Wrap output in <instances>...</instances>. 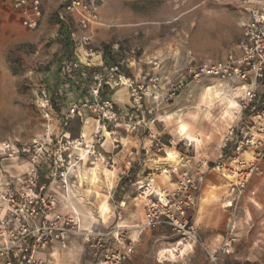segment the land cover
<instances>
[{
    "label": "rangeland",
    "instance_id": "374dc122",
    "mask_svg": "<svg viewBox=\"0 0 264 264\" xmlns=\"http://www.w3.org/2000/svg\"><path fill=\"white\" fill-rule=\"evenodd\" d=\"M253 1L101 0L100 25L89 46L95 53L101 52L102 63L85 71V77L78 78L77 72H66L69 62L79 61L78 56L90 60L97 53L88 57L81 56L80 52H76L77 56L73 50L70 54L61 53L60 36L57 39L60 32H56L53 22L44 29L46 39L30 41L33 39L27 31L36 28L21 25L12 9L0 0V142L10 140L18 144L38 139L42 144L38 151L41 180L53 175L62 187L61 171L69 178L68 192L63 188L68 203L58 200L57 209L61 205L64 211L69 209L70 214H75L76 223L70 226L68 235L80 240L81 247L71 257L57 253L53 264H100L105 249L116 244L113 233L124 229L116 225L120 216L116 209L122 207L119 201L125 191L137 197L131 214L140 206L144 210L138 185L144 184L149 176L131 186L128 180L116 182L112 168L86 155V145L93 142L96 131L101 140L95 145L102 155L111 153L114 136L121 141L117 130L125 137L120 149L133 144L136 156L150 154L158 166L152 169V183L156 187H173L171 183L182 168L180 154L203 156L207 150L217 147L235 120L239 90L217 78L194 80L188 68L199 62L222 59L231 50ZM108 44L111 54L119 61L120 71L132 77L137 93L142 95L138 110L133 107V94H137L125 86L101 87L96 99L93 95V74L106 73L111 62L109 54L105 53L103 58L102 49ZM67 79H76L81 86L62 85ZM207 87H211L209 98L204 95ZM43 91L50 99V107L46 109L41 104ZM217 91L221 97L215 95ZM81 96L83 99L76 100ZM100 100L111 101L117 114H137L132 134H127L129 130L125 129L123 118L114 125L99 117L103 110L94 106ZM72 107L74 113L66 117ZM45 111L49 112V119ZM180 124L185 125L184 130ZM174 127L179 133L171 137L168 130ZM63 147V164L58 167L53 163L60 159L58 153ZM27 160V154L16 160L0 158V168L5 169L0 174V185L7 180V188L20 186L14 178L21 179L25 174ZM93 167H97L94 183L87 177ZM171 167L175 168L174 172L169 170ZM188 167L192 172L199 169L193 165ZM164 169L167 172H162ZM207 169L212 172L205 183L204 175L208 172L199 170L202 173L199 194L203 198L197 200L193 210L195 215L199 201L204 210L196 218L198 228L201 226L199 242L216 250L217 264L245 260L264 264V174L253 175L241 197L227 205L228 181L216 170ZM103 200L108 201L104 217L100 214ZM170 233L166 246L161 249H169L178 241L171 229ZM229 240L230 251L225 253L219 246ZM184 247H178L180 256L173 259H164L165 250L160 249L156 264H199L198 259L204 260L201 255L191 258ZM43 264L47 262L43 260Z\"/></svg>",
    "mask_w": 264,
    "mask_h": 264
},
{
    "label": "built area",
    "instance_id": "2783aa9c",
    "mask_svg": "<svg viewBox=\"0 0 264 264\" xmlns=\"http://www.w3.org/2000/svg\"><path fill=\"white\" fill-rule=\"evenodd\" d=\"M1 1L8 3L12 11L19 16L21 25L29 29L37 27L44 3L57 2L56 17L63 23L64 32H67L74 52L83 53L87 57L94 53L89 45L96 27L100 25L101 0ZM72 24L80 30V34H76L71 28ZM82 63L78 60L70 61L66 72H77L78 77H85V68L90 67L91 63L90 60ZM188 74L194 80L210 77L229 82L239 90L238 103L235 120L217 145L219 153L213 161H210L209 154L203 155L200 161H196L199 169L192 172L188 166H191L190 158L194 156L180 154V160H183L182 168L173 187L154 186L152 176H149L144 184L138 185L139 195L144 199L141 229L166 225L179 238L175 246L165 250L164 259L177 256L180 252L179 246L192 247L199 242L193 210L199 197L201 166L216 170L228 181L226 197L230 198L227 202L229 205L241 197L253 175L264 174V0L252 2L248 16L242 22L238 40L222 59L196 63L188 68ZM92 77L95 82V99L101 87L125 86L137 94H133V107L136 110L140 108L142 95L137 93L132 77L120 71L119 64L109 65L106 73L97 72ZM41 101L45 109L50 107V99L45 91ZM99 103L94 107L99 106L103 110L102 114H99L102 120L115 125L123 118L126 130L133 131L136 128L137 114H117L111 101L100 100ZM74 111V107L70 108L66 117ZM45 117L49 119L48 111H45ZM97 134L98 131L94 133L96 139L93 137V142L86 145V155L101 161L105 167L114 168V151L120 149L121 141L114 136L111 153L102 155L95 145L101 140V136ZM41 149L42 144L38 139L18 144L10 140L0 142L2 159L16 160L23 154L28 155L26 172L22 178L9 176V179L14 178L21 185L7 188V180L0 185V264H43L37 253L53 242L64 244L70 226L76 223L75 214L58 212L55 193L49 190L48 183L40 178L38 151ZM64 149L63 147L59 150L60 159L54 161L55 166L63 164L61 156ZM133 155V150L127 151L126 165L120 170V175L129 173ZM169 170L174 172L175 168L171 167ZM2 171L5 169L0 168V174ZM165 171L167 169L162 172ZM60 181L66 191L67 175L63 171ZM113 237L116 244L105 249L100 264H122L130 260L135 252V240L130 239L124 229L114 232ZM230 242L231 240L224 242L220 250L229 253ZM207 256L211 263L217 264L215 251H208Z\"/></svg>",
    "mask_w": 264,
    "mask_h": 264
},
{
    "label": "crops",
    "instance_id": "0c3cea01",
    "mask_svg": "<svg viewBox=\"0 0 264 264\" xmlns=\"http://www.w3.org/2000/svg\"><path fill=\"white\" fill-rule=\"evenodd\" d=\"M2 4L4 6H9L8 3L2 2ZM57 8H58V3L55 1H50V2L44 3L42 17L39 20V23H38L36 29L34 31H27L28 36H30V39H33L30 41L40 42L41 39H46L47 34L45 33L46 30H44V29H46V27L49 25L50 22H53L54 27H56V29H55L56 32L57 31L60 32V34L57 35V39L59 40L60 38H63L64 28H63V23L59 22V20L56 17ZM16 17L18 18V20L20 22V18L17 14H16ZM71 28L75 30L76 34L81 33L80 30L78 28H76V26L74 24H72ZM66 35H68V34H66ZM58 36H60V38H58ZM68 39H69V36H68ZM60 49H61V53H63L64 48L62 45L60 46ZM70 49L71 50H69V52H66V53L70 54L71 51L73 50V48H70ZM74 53L77 54L76 52H74ZM96 53H95L96 55H94L95 57H93L92 59L96 58L97 61L93 62L92 59H90L91 60L90 61L91 66L85 68V71L89 72L91 70V67L101 65V64H99V63H102L101 52L96 50ZM78 54H77V56H78ZM81 56H84L83 53L81 54ZM78 58H79V61L84 62L86 60L85 57H84V59H82L78 56ZM78 78H80V77H78ZM62 85L74 87V86H81V83H79L76 79H73V80L67 79L65 84H62ZM76 95L79 96L78 94H76ZM81 99H83V96L78 97V99H76V100H81ZM121 127L123 128V126H121ZM118 131L119 130H117V133L120 136L121 141L125 140V137H123V135H121V133H119ZM177 131L175 130V127L172 130L169 129L168 135H170L171 137H174L173 135H176L177 133H179ZM126 132H127V134L133 133L132 131H130V132L126 131ZM179 139H182V138H178V140ZM131 145H133V144H128L126 147L125 146L122 147V149H120L119 151H114L115 167L111 169V172L115 171L116 182H118V180L122 181V182L125 180H128L129 182H131L130 186H131V184L135 185V184L139 183L140 181L147 180L148 176H152V174H154V171H152V169H154V168L156 169V167H158L155 164V159L154 158L151 159L150 154H147V155H145V157L140 158L139 156H136V154L134 153L133 164H132L133 166L129 170L130 173L126 176H120V170H122L126 165V160H127L126 153H127V151L132 150V148H136L135 146L133 147ZM206 153L209 154V156L211 157V161H213L218 156L219 150L215 146V147H213L212 150H207ZM200 156L201 155H199V156L196 155V156H194V158H190V161H191L190 164L195 166V167L198 166L196 161L201 160L202 156L201 157ZM49 166H51V164ZM200 170H202L205 173L208 172V169L205 166H201ZM211 172L212 171H210L204 175V183L209 181V176L211 175ZM96 177H95V179H96ZM158 177H161V176L158 175ZM95 179L94 180L90 179V180L92 183H94L93 181H95ZM43 181H46L48 183V185H49L48 189L55 193L57 199L60 200L61 203L67 202V200L65 199V191H64L63 187H61V185L59 184V180L57 178H55L53 175H51L50 177H46V180H43ZM68 182H69V178H67V192L69 189ZM171 184H174V181H172ZM121 188H123V186ZM131 193H132L131 191H125L120 196L121 199L119 202L122 205V207L118 206V208L116 209V213L120 215V216L118 215L119 219L116 221L117 227L126 229V232H127V235L129 236V238L132 240H135V252H134L132 258L130 260L123 262L122 264H156L157 263V260H155L156 254L159 253L161 248H164L166 246L167 239L171 236L170 235L171 234L170 229L167 228L166 225L156 226L152 230L141 229L140 226H141V223L143 221L144 210H143V207L140 206L137 209H134V212L131 214V210L133 208L132 203H134L135 199L137 198V197H135V195H132ZM117 197H119V196H117ZM202 198L203 197L199 194L198 200L202 199ZM200 204L201 203H199V201H198V203H197L198 208L196 209L195 215L193 213V218H194V221L196 223V226H197L196 218L199 217V214L202 215V213L204 211V210H201ZM66 206L68 207V205H66ZM58 212H60L62 214H70L69 209L64 211V209L62 208L61 205L58 207ZM199 228L197 226L198 231H199ZM201 244L193 245L192 247L185 246L184 249H186V251H188L187 253L189 254V256L191 258L198 256V255L199 256L201 255L204 260L198 259L199 264H209L208 259H207V252L208 251H216V250H213L211 248V246L206 244L205 242H201ZM80 247H81V241L80 240L76 241L75 239H71V237L68 235L64 244H61L59 242H53L45 250L38 252L37 256L39 258H41L42 260H44L45 263L47 262V264H49V263L53 264V260H54L57 253H62V255L64 257H67V256L71 257V256L79 253ZM220 247H221V244H220L219 248ZM161 250H165V249H161ZM179 256H180V254L177 257H179ZM245 261H250V260H245Z\"/></svg>",
    "mask_w": 264,
    "mask_h": 264
},
{
    "label": "trees",
    "instance_id": "16d2710c",
    "mask_svg": "<svg viewBox=\"0 0 264 264\" xmlns=\"http://www.w3.org/2000/svg\"><path fill=\"white\" fill-rule=\"evenodd\" d=\"M62 29V28H61ZM63 38H61V42H62V46L64 48L63 53L65 54L66 52H68L70 50V48H72L70 40L68 39V35L67 32L63 33ZM103 52V58L105 57V53L109 54V58L111 59V62L109 63V65H114V64H119V61L115 58L114 54H111L112 50H111V45H105L102 49ZM91 69H95V68H91ZM229 264H255L253 262L250 261H244V262H230Z\"/></svg>",
    "mask_w": 264,
    "mask_h": 264
},
{
    "label": "bare ground",
    "instance_id": "6f19581e",
    "mask_svg": "<svg viewBox=\"0 0 264 264\" xmlns=\"http://www.w3.org/2000/svg\"><path fill=\"white\" fill-rule=\"evenodd\" d=\"M211 90V87H207L206 88V91H205V93H204V95L205 96H207L208 98L210 97V94H209V91ZM215 95H217L218 97H221V92L220 91H217L216 93H215ZM181 125V124H180ZM179 125V126H180ZM181 127V130H184L185 129V125H181L180 126ZM108 134V133H107ZM183 134V133H182ZM188 138H190L191 140L193 139V138H191L190 136L188 137ZM82 154H83V151H82ZM168 155H170V154H168ZM170 157V156H169ZM179 162V161H178ZM96 170H97V167H93V168H90V175L89 176H87V177H89L91 180H94L95 179V177L97 176V172H96ZM165 172H167V171H165ZM80 178H82V176L80 175ZM94 182V181H93ZM227 205H229V203H227ZM108 211V201L107 200H103L101 203H100V214H101V216H103L104 217V215H105V213Z\"/></svg>",
    "mask_w": 264,
    "mask_h": 264
}]
</instances>
